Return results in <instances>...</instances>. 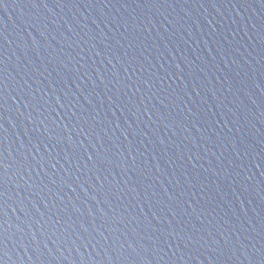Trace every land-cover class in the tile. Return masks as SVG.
<instances>
[{"label":"water","instance_id":"obj_1","mask_svg":"<svg viewBox=\"0 0 264 264\" xmlns=\"http://www.w3.org/2000/svg\"><path fill=\"white\" fill-rule=\"evenodd\" d=\"M0 264H264V0H0Z\"/></svg>","mask_w":264,"mask_h":264}]
</instances>
